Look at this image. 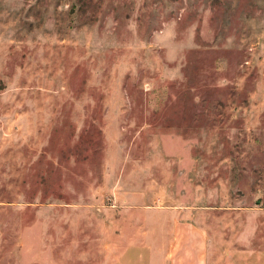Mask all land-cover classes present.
Returning <instances> with one entry per match:
<instances>
[{"label":"rangeland","instance_id":"374dc122","mask_svg":"<svg viewBox=\"0 0 264 264\" xmlns=\"http://www.w3.org/2000/svg\"><path fill=\"white\" fill-rule=\"evenodd\" d=\"M203 238L264 264V0H0V264Z\"/></svg>","mask_w":264,"mask_h":264},{"label":"crops","instance_id":"0c3cea01","mask_svg":"<svg viewBox=\"0 0 264 264\" xmlns=\"http://www.w3.org/2000/svg\"><path fill=\"white\" fill-rule=\"evenodd\" d=\"M207 233V232H206ZM257 251L254 249H248L241 251L237 249L236 251L230 252V260H224V254L227 253L223 249H219L216 244H213L212 240H205L203 238V264H255L252 258L256 257ZM240 258L242 260H240Z\"/></svg>","mask_w":264,"mask_h":264}]
</instances>
